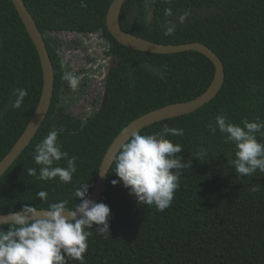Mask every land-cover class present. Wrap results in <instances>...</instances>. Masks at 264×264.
<instances>
[{"label":"trees","instance_id":"1","mask_svg":"<svg viewBox=\"0 0 264 264\" xmlns=\"http://www.w3.org/2000/svg\"><path fill=\"white\" fill-rule=\"evenodd\" d=\"M111 1L85 0L87 7H81V0H24L45 39L54 90L37 133L0 177V214L17 212L25 204L47 208L61 200L73 207L79 203L73 195L79 184H89L90 196L104 153L126 124L150 110L190 100L210 84L214 65L197 51L158 54L120 44L105 23ZM165 8L172 9L171 17L164 16ZM185 10L190 15L184 23L165 36L161 25L177 21ZM119 19L122 29L151 41L206 44L222 61L224 81L198 109L138 131L158 134L164 124L182 128L183 136L167 138L182 145L183 152L176 155L185 161L207 151L205 160L193 158L190 168L181 171L170 207L161 212L138 204L122 182L111 183L118 179L112 163L97 200L110 208L109 235L98 234L95 225L86 229L91 235L85 264H264V172L236 175L234 144L206 127L221 113L240 126L242 118L264 121V0H154L150 6L147 0H125ZM63 32L99 34L104 55L116 59L103 78L102 104L85 117L74 115L65 102L71 89L62 78L66 71L59 51L81 44L53 34ZM42 82L36 48L18 12L11 0H0V160L29 122ZM86 83L82 78L80 91ZM17 88L28 94L13 109ZM51 130L58 132L62 150L76 157L70 183L38 178L34 147ZM58 166L66 167V161ZM29 168H36L37 175H28ZM40 191L47 192V200L36 195Z\"/></svg>","mask_w":264,"mask_h":264},{"label":"clouds","instance_id":"2","mask_svg":"<svg viewBox=\"0 0 264 264\" xmlns=\"http://www.w3.org/2000/svg\"><path fill=\"white\" fill-rule=\"evenodd\" d=\"M153 2L147 0L149 6ZM80 6L87 7L85 0H81ZM163 14L171 17L172 9L165 8ZM189 15L190 12L185 10L177 21L166 20L161 25L164 35L174 34L177 23L183 24ZM62 78L73 91L79 88L81 77L65 72ZM27 94L26 88L15 89V100L11 107L19 108ZM241 123L243 126L234 124L221 113L206 127L213 135L219 130L224 134L225 143L234 144L235 158L231 166L236 175L251 177L257 171L264 172V121H260L259 117L255 121L242 118ZM183 135L182 128L168 124H164L158 134L142 135L133 131L114 156V173L118 179L111 183L122 182L138 204L164 211L172 204L181 171L190 168L193 158L205 160L203 157L207 156V151L202 149L187 161L177 157L176 154L183 152V147L167 137ZM62 159L66 161V167L58 166ZM33 160L39 166L38 178L42 181L58 177L63 183H70L77 170L76 157H69L68 152L62 150L56 130L49 131L35 145ZM107 169L104 173L108 172ZM27 173L36 176L37 169L29 168ZM88 190V183L79 184L73 193L75 198H79V203L71 208L61 200L50 203L47 211L38 215V209L25 204L19 211L10 212L7 216L10 219H0V264H68L69 260L85 264L87 239L91 235L86 229L95 225L98 234L109 235L110 216L109 206L92 201ZM36 195L47 200L45 191Z\"/></svg>","mask_w":264,"mask_h":264},{"label":"water","instance_id":"3","mask_svg":"<svg viewBox=\"0 0 264 264\" xmlns=\"http://www.w3.org/2000/svg\"><path fill=\"white\" fill-rule=\"evenodd\" d=\"M11 1L36 48L41 64L43 82L37 106L29 122L11 149L0 160V177L15 161L18 155L27 147L37 133L51 105L54 90V68L46 47L45 39L40 32L35 19L25 5L24 0ZM124 1L125 0H112L105 17L107 30L120 44L132 49L158 54L194 50L206 56L213 63L214 74L208 87L198 96L187 101L169 103L159 108L150 110L136 117L120 130L107 147L99 165L96 180L89 196V198L94 202H97L100 198L105 187L108 172L104 173V171L107 169L111 159L113 158L107 169L109 171L112 163L114 162V156L118 154L120 145L123 142H126L127 138L130 137V134L133 131H139L154 122L187 114L198 109L205 103L209 102L217 94L224 81V67L222 61L219 56L206 44L199 41L178 44L161 43L142 38L122 29L119 16ZM148 18H150V15H148ZM45 211H47L46 208L38 209V215H42ZM8 214L9 213L0 214V219L6 218ZM7 218L10 219V217Z\"/></svg>","mask_w":264,"mask_h":264},{"label":"rangeland","instance_id":"4","mask_svg":"<svg viewBox=\"0 0 264 264\" xmlns=\"http://www.w3.org/2000/svg\"><path fill=\"white\" fill-rule=\"evenodd\" d=\"M64 41L77 39L80 46L70 48L64 46L60 48V55L64 62L66 72L87 79L86 85L80 91V87L70 92L66 96V104L71 112L78 117H85L97 109L104 97L105 89L103 78L107 69L112 66L116 59L113 56L104 55L106 48L99 34L82 35L79 33H53Z\"/></svg>","mask_w":264,"mask_h":264}]
</instances>
